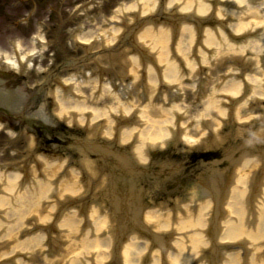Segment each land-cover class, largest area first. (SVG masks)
I'll list each match as a JSON object with an SVG mask.
<instances>
[{
	"label": "bare ground",
	"instance_id": "1",
	"mask_svg": "<svg viewBox=\"0 0 264 264\" xmlns=\"http://www.w3.org/2000/svg\"><path fill=\"white\" fill-rule=\"evenodd\" d=\"M250 1L167 0L165 4L160 3L153 19L154 21L163 19L168 26H158L157 28L149 26L137 33L135 38L140 49L134 48L138 56L128 57V73L137 78L136 73L140 63L150 61V54H153L155 55L156 66L154 69L151 66L146 67L145 83L151 88L155 86L157 81L164 85H174L178 81V68L189 71L193 69L192 63L188 60V55L194 50L192 44L195 33L200 36L197 40L198 44L208 53L211 52L210 58H213L220 49L218 51L215 49L217 41L214 32L210 28H201L203 18L213 21L233 16L234 22L228 25L230 33L239 35L246 27L252 26L261 28V38H264V10H262L264 0H259L251 6L248 4ZM136 4L139 7V16H144L148 13L152 14L157 0H137ZM217 4L223 7L232 4L233 6H242V9L233 13L231 9L216 8ZM171 6L175 14H167L166 18H162V14L168 12L167 10ZM134 9V5H132L125 11L132 12ZM259 10H262V15L258 14ZM188 13L193 15L194 26L183 24L177 30L175 24L178 21H183V17L179 15ZM118 32V29H112L113 35L108 36L106 40L108 44H113L116 41ZM220 33L221 31L217 30L216 35L219 36ZM175 34H177L176 41L169 50V41ZM76 37L82 44L89 42L88 34ZM261 38L256 43L260 42ZM125 39H129L128 36ZM254 46L256 44L252 47ZM170 51H172V56H169ZM196 52L200 55L201 59L199 58L198 64L201 67L206 62L204 53L198 48L195 50ZM32 53H34L33 50ZM1 54L5 56L6 62L13 69H18L21 67V62L27 60L25 55H22L19 60L0 52ZM70 81L74 84L73 90L78 91L75 79L69 78L64 80V83ZM96 81V79L89 80L88 84L93 85ZM258 85L259 80L257 78L246 76L242 81V76L239 74L238 81L223 83L216 88L215 92L218 96L233 99L237 98L243 88L250 89L249 96L242 103L230 107L231 110L235 109L234 117L235 115L237 117V111L242 109L253 94H256ZM63 88L65 89V87ZM53 97L57 103V116H73L74 114L82 123L83 119L80 115L85 113L91 122H96L100 118H104L106 121V126L102 130L103 134L99 139H72V144L85 153L83 155L85 159L88 156L95 158L94 164L91 163L89 166L93 171L91 175H86L85 183L81 185L78 181L80 173L74 169H69L64 172V174L66 173V175L63 174L65 177L59 179L56 188L52 190L48 181L53 179L64 167L65 160H46L39 156L37 160L42 165L41 171L45 177V182L33 179L34 185H29L20 191L17 189L20 179L18 173H0V178H2L0 211H5V217L8 218L6 223L0 222V229H3L0 234V244L2 245L0 264H4L6 259H13L11 256L14 253L30 252L33 248L41 247L45 240V236L41 233H31V236L24 238L23 241L15 239L19 220L25 219L27 215H34L36 225H43L51 220L52 212L55 213L53 214L54 218L60 216L61 219L58 222L55 221V224H57L58 229L64 231L65 234L62 238L69 239V241L63 247V253L54 259L47 258L46 264H103L109 261L112 264H139L145 262L146 256H149L148 264H191L199 251H203L206 255V263L212 264L220 247L239 241L249 245L246 249H249L251 253L247 264H264V255L259 256L257 254L259 252L258 244L264 240V137L259 138L261 131L255 134L256 137L245 135L243 138L231 135L230 138L233 141L223 146L220 156L223 158L226 167L231 169L230 175L225 176L223 169L216 167V162L207 161L212 166V172H210L212 175L202 179L199 184V189L202 190L207 199L197 204L195 213L190 211L188 204L176 207L175 218V214L168 211L161 213L158 210H148L141 213L138 199L141 196L139 195L140 190L133 185V181L147 172L148 168L144 164L152 145L159 144L161 148L167 143H171L177 148L178 144L182 143L181 147L184 148L197 143L195 136H191L195 134L187 135L182 133L183 130L180 126L173 127L175 117L177 118L181 114L180 106L177 104H172L168 108L155 106L150 110L145 105L136 115L133 112L134 104L129 101L121 103L118 108L112 107L108 112L91 108L80 99H72L70 96L64 95L61 90H56ZM218 102L217 99L213 100L211 96L207 97L205 107V111H212L219 118L214 121L216 126H219V123L223 121L222 118L227 115V110L219 107ZM231 110L229 112L230 117L233 113ZM108 113L112 114L114 120L107 117ZM117 113L122 118L128 117L127 121L135 118L138 126L127 125L117 132V126L114 127L119 122V118L114 116ZM203 117L204 114L197 116V118ZM200 122L198 121L197 125ZM97 126L99 125L96 124L93 129L91 128V133L97 131ZM133 137L136 144H128ZM223 137L225 138L217 139V142L227 138L226 135ZM227 139L230 142L229 138ZM29 146L25 147L28 149L27 151L30 150ZM116 146H119L122 151L120 152L117 148L114 150L113 148ZM129 149L130 152L127 153L126 150ZM254 150L259 158H247L246 154ZM88 151L93 152V156L89 155ZM201 160L203 161V159ZM170 166L168 165L167 168ZM160 167H157V175L164 173ZM169 171L172 174L175 173L174 168ZM116 172L121 174L119 175L120 178L115 176ZM102 173L105 175L104 177ZM49 193L51 197H48ZM85 193L90 196L81 197L78 202L81 203L80 211L77 212L80 213L81 218L85 217L86 212V222L90 230L84 231L78 239H75L74 236L78 231L79 224L83 220L75 218L76 211L66 212L65 202L62 201ZM52 197L54 198V205L47 206L44 211L38 210L40 202L45 198L49 200ZM87 198L106 200L109 203V208L112 211L111 216L114 218L110 217L113 224L116 220L115 226H111V238H98L99 232L110 223V218L105 214H99V206H91V204L88 206ZM250 222L254 224H250ZM132 229L140 235H148L149 240L142 241L135 234H129ZM171 234H176L179 237H176L168 250L164 251L168 242L166 238ZM153 247L156 249L147 253ZM206 247L207 249L204 250ZM108 259L110 260L108 261ZM224 259L226 264H239L237 253L226 254ZM8 264H22V262L16 259L8 262Z\"/></svg>",
	"mask_w": 264,
	"mask_h": 264
},
{
	"label": "rangeland",
	"instance_id": "2",
	"mask_svg": "<svg viewBox=\"0 0 264 264\" xmlns=\"http://www.w3.org/2000/svg\"><path fill=\"white\" fill-rule=\"evenodd\" d=\"M93 1L95 4L86 3V0H0V52L11 57H16L18 55H26L34 50L36 57L29 60V64L32 63V66L24 67L23 69V73L32 77L30 84H38L43 81L39 73V66L41 68L51 66L53 71L54 69H57L62 73L59 75L60 78L74 77L75 79H79V75H82V83L77 80V95H72V97L82 100L91 108L103 111L109 112L112 107L118 108L121 103L126 101L134 104L135 109L133 112H135L136 115L145 105L148 106L150 110L155 106L166 108L170 104L167 94H173L174 98L171 103L177 104L181 108V118L177 119L175 117V124L173 127L180 126L183 130L182 133L184 132L187 135L195 134L191 136H195L197 143L184 148L180 146L178 147L179 149L176 147L172 148L168 145L161 148H159V144L152 145L148 151V158L146 161L148 162V172H151V169L155 166V163L151 164L149 162L151 158L152 162H156L158 150L169 151L168 153L174 152L173 155H170L172 157L163 159L162 162L168 164L173 162L174 159H176L175 156L180 152L192 151V149L218 148L219 146L228 144L227 138H229V143H231L233 141V139L230 138L231 135L244 138L245 135L247 136L251 134L250 136H255L258 131H261L259 138L264 137V38L259 36L258 39L261 38V41L258 42L259 44L256 43L258 39L250 38L247 43L239 44L233 42L228 36L226 29L218 24L208 25V28L214 32L217 41L215 49L217 51L220 49L218 53L213 58H210L211 52L208 53V51H205L199 44H197V48L204 53L203 55L206 61L201 67L198 64L201 59L200 55L197 52L195 53L193 51L192 53L191 51L188 55V60L193 65L192 70L189 71L188 69L178 68V81L174 85H169L170 88L168 91L164 88V85L158 81L155 86L151 88L145 83L144 74L146 73H142L145 69L144 66L142 67L141 63L137 69V78L134 77L135 75L128 73V57L138 54L130 47V43L135 42V36L137 33L134 31L132 34L130 27L134 25L136 16L138 15V17H140L138 10L139 7L138 4H136L137 0H111L110 3L105 5L96 3V0ZM211 1L212 0H210V2ZM253 3V1L248 2L250 6L255 4ZM132 5H134V11H125ZM158 5L159 3L157 2L152 12L155 11ZM77 6H79V9L76 8ZM215 7L223 6L217 4ZM223 8L230 9L227 7ZM241 9L242 6H236L235 8H231V11L234 13L235 11H241ZM262 10H264V8H262ZM262 10L258 11L259 15L263 14ZM167 11H170L171 13L175 12L172 6L169 7ZM147 15L151 14L148 13ZM221 21H223L227 26V29H229L228 25L234 22V17L227 16ZM188 25L191 26V23ZM112 29H118L119 32L116 35V41L113 44H108L106 40L108 36L113 35L111 33ZM260 29L261 28L248 26L244 31L240 32L239 35L248 32H256ZM217 30L221 31L219 36L216 35ZM86 34L89 35V42L85 45H81L76 36ZM127 36L129 38L128 42L118 48L117 45L120 44L121 39ZM196 37L195 33L192 48L195 47ZM38 39L42 40V42L39 43ZM171 41L172 40L170 39L168 44L169 50L171 47ZM254 44H256V46H254L255 48L252 47ZM16 48L19 50H16ZM56 50L58 51V54L54 56L55 60L47 59V57L53 58V56L51 57L49 54L56 53ZM171 52L172 51L169 52V56H172ZM150 55L154 58L153 54ZM4 59L5 56L1 54V68L10 70L11 67L8 63H2ZM81 60L84 61L80 62ZM144 65L145 67H152L150 62H146ZM91 71L99 75L98 82L97 84H93L94 86L86 82L88 81L87 79H90L93 76ZM87 72H89L88 75H86ZM239 74H243L245 77L253 76L257 78L259 80V85L257 86L258 91L256 94H253L242 109L237 111V117L235 115L233 118L234 127H231V121L228 116L232 102L230 99L218 96L215 90L223 83L237 81L238 78L236 77H238ZM56 86L58 88L59 85ZM124 91L126 96L122 94ZM245 91H248L246 97H244L247 98L250 94V89ZM245 91L241 94H244ZM210 96L213 100L217 99L219 101V107L227 110V115L222 118L223 121L219 123V126L214 124V121L219 118L216 117L212 111H205L207 97ZM238 103L239 102H236L234 104L237 105ZM234 110H232L233 113ZM201 114H204V117L197 118V116H200ZM80 116L83 119L82 123L77 119L78 116L74 114L73 116L63 115L58 117L62 120L63 124L69 126L68 128L75 130L71 135H75L77 134L76 131L81 132L79 130H82V136L87 137V140H89V138L99 139L101 134H103L102 130H104V127L106 126L104 118H100L96 122H91L89 116L85 115V113ZM114 116L122 119L118 113ZM107 117L114 120L111 113H108ZM55 121L57 122L55 123L57 125L58 120ZM198 121H201L199 125H197ZM205 123L207 126H205ZM96 124L99 125L96 128L97 131L91 133V128L93 129ZM129 125L138 126V124L135 123ZM62 126L63 125L61 124L59 127ZM115 126L116 125H114V127ZM250 128L253 131L248 134ZM224 135H226L227 138L219 140L218 143L217 139H220V137L225 138L223 137ZM29 139L32 140L31 137ZM13 141H15L14 134L0 132V168L7 164H16L19 166V163L26 160L29 155V152L27 151L28 149H26L25 146L20 145L17 141L13 143ZM129 144H136L134 137ZM88 152L90 153L89 155L93 156V152ZM48 158L54 159L57 158V156L50 155ZM84 161V164L87 165L85 166L83 164L87 176L91 175L93 169H90L89 166L91 163L94 164L95 158L88 156ZM175 161H177V159ZM31 163H33L32 160ZM74 168V170L78 171L76 167ZM67 171L68 170H66V172ZM62 172L63 169H61L53 179L48 181L52 190L55 189L59 183L58 178ZM0 173L5 174V171L0 169ZM29 175L31 177L33 176V179L36 181L41 180L43 183L45 182L44 175L37 171L34 165H32ZM102 176L104 177L105 175L102 173ZM79 183L81 184V182ZM26 185V187H28L29 185H34V183L32 181L31 183H26ZM1 186L2 178H0V187ZM17 189L19 190L21 187L17 185ZM49 195L50 193L48 194V197H51ZM78 196L79 195H75V197L71 198L78 199L82 197ZM66 201L67 199L62 202ZM54 203L53 197L49 200L48 198H45L39 203L38 210L44 211L47 206L54 205ZM101 204L99 214H105L109 218L111 217L114 219L110 215L107 205L103 203ZM77 205L80 206V203ZM71 208L73 211L77 212L76 207ZM190 211L194 213V211ZM53 214L55 213L52 212L51 220L41 226L51 225V223L55 221ZM79 215V212H77L75 218L80 219L81 217ZM111 218L109 219L110 223L99 232V239L105 237L111 238V226H115L116 222L115 220L113 224ZM81 219L83 220V218ZM7 220L8 218L5 217V213L2 214L0 222L6 223ZM36 224L34 215H27L25 219L22 218L19 220V227L15 239L23 241L24 238L30 237L29 235H31V233L29 234V232L34 226H36ZM250 224L254 223L250 222ZM54 226L53 229L46 231L48 235L45 232L42 233L45 236V240L41 247L33 248L30 252L14 253L11 256L14 261L19 259L22 264H46L47 258L54 259L60 253H63V247L68 244L69 239H63L62 237L65 234L64 231L58 229L57 224H54ZM86 230H90V227L88 224L82 222L79 224L78 231L74 238L78 239ZM2 231L3 229H0V234ZM174 236L175 238L179 237L176 234ZM1 246L2 245L0 244V250ZM258 248L259 252L257 254L263 256L264 240L258 244ZM206 249L207 247L204 250ZM147 253H149V251ZM237 254L239 264H247L243 261L240 251L237 252ZM109 260L110 259H108V261ZM206 261V255H204L203 251H199L191 264H207ZM103 264L106 263L104 262ZM217 264L226 263L224 262V259H221Z\"/></svg>",
	"mask_w": 264,
	"mask_h": 264
},
{
	"label": "flooded vegetation",
	"instance_id": "3",
	"mask_svg": "<svg viewBox=\"0 0 264 264\" xmlns=\"http://www.w3.org/2000/svg\"><path fill=\"white\" fill-rule=\"evenodd\" d=\"M99 2L108 4L111 0H100ZM57 54L58 51L56 50V53L49 54L53 58L47 57V59L55 60L54 56ZM3 63L5 62L3 61ZM38 68L43 81L38 84H30L32 77L27 76L22 70L10 71L0 66V132L14 134L15 141L13 143L17 141L25 147L30 145L31 150L27 159L19 165L21 171L24 172V177L26 176L25 172L27 174L30 171V162L35 160L36 154L59 155L61 158H67L68 164H76L80 168L78 179L84 185L87 172L78 162L83 159L85 153H81L76 149L77 146L72 144V139L83 138V133L79 130L81 132L76 131L77 134L71 135L75 130L63 124L62 120L54 115L52 109L53 87L55 83L62 81V78L59 77L62 73L57 69L53 71L51 66L45 68L39 66ZM55 120H58L57 125ZM61 124L63 126L59 127ZM252 131L250 128L248 134ZM30 137L32 140L29 139ZM227 142L229 143V141ZM167 145L174 147L171 143H167L165 146ZM223 146L180 152L175 156L177 161L174 159L168 164H164L162 161L164 158L172 157L170 155H173L174 152L168 153L169 151L158 150L156 162H152V158L149 162L155 163L151 172L147 170L145 174L133 181V185L140 190L139 195L141 196L138 199L141 213L148 210H158L161 213L168 211L175 214L176 207L185 204H188L190 210L196 211L197 204L207 199L202 190L199 189V184L202 179L212 175L210 174L212 166L208 162H216V167L223 169L225 176L232 172L229 167H226L223 158L220 156ZM116 148L120 152L122 151L119 146L114 147V150ZM126 152L129 153L130 149ZM168 165L171 166L167 168ZM144 166L148 168V162ZM157 167L163 169L162 175L156 174ZM172 168L175 169L173 174L169 171ZM119 175L121 174L115 173V176L120 178ZM81 196L89 197L90 195L85 193ZM90 199L87 198L86 201L90 203ZM103 204H106L107 208L109 207L106 200Z\"/></svg>",
	"mask_w": 264,
	"mask_h": 264
},
{
	"label": "water",
	"instance_id": "4",
	"mask_svg": "<svg viewBox=\"0 0 264 264\" xmlns=\"http://www.w3.org/2000/svg\"><path fill=\"white\" fill-rule=\"evenodd\" d=\"M229 6V4H227ZM226 249H233L235 248L234 246H229V247H225Z\"/></svg>",
	"mask_w": 264,
	"mask_h": 264
}]
</instances>
